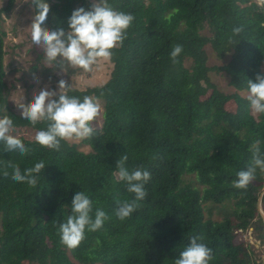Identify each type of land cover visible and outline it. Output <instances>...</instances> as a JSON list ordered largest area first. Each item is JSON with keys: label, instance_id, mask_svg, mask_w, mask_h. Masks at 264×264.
<instances>
[{"label": "trees", "instance_id": "1", "mask_svg": "<svg viewBox=\"0 0 264 264\" xmlns=\"http://www.w3.org/2000/svg\"><path fill=\"white\" fill-rule=\"evenodd\" d=\"M17 1L0 6V118H11L15 129L38 132L46 130L47 122L32 125L8 100L7 32L2 23ZM46 2L50 12L43 26L65 31L72 12L80 7L90 10L93 3ZM107 2L134 16L122 46L112 50L109 79L82 90L69 80L79 69L65 68L70 82L66 94L81 102L85 96L99 101L102 126L80 143L61 141L59 151L24 136L18 138L30 149L27 155L5 151L0 143V264H175L193 236L203 237L200 242L212 249L209 264H248L241 256L245 244L236 243V233H247L253 226L260 230L264 173L257 170L246 190L236 189L233 181L252 161L257 140L264 153V114L255 116L246 98L247 81L264 75V11L255 0ZM33 10L35 15L34 5ZM235 28L241 32L235 34ZM177 44L183 52L174 63L170 53ZM207 47L219 59L230 57L216 70L228 75L233 93L220 91L212 82ZM37 59L31 72L41 69L46 83L57 90L56 73L62 69L46 63L42 54ZM232 100L236 114L226 109ZM125 154L129 171L143 168L151 179L140 207L121 221L115 214L116 197L134 199L126 183L114 175ZM40 161L45 169L37 174L35 186L13 181L11 168L9 176H3L9 162L23 173ZM189 176L200 188L186 182ZM79 191L92 200L93 217L99 208L109 219L101 229L86 232L79 247L68 249L58 228L72 214L71 203ZM205 203L233 210L213 220L206 218Z\"/></svg>", "mask_w": 264, "mask_h": 264}, {"label": "clouds", "instance_id": "2", "mask_svg": "<svg viewBox=\"0 0 264 264\" xmlns=\"http://www.w3.org/2000/svg\"><path fill=\"white\" fill-rule=\"evenodd\" d=\"M35 7V16L30 25L31 40L34 45L43 49L46 62L55 64L63 71L66 67L80 68L91 72L99 60H108L113 56V49L122 46L127 38V30L134 21V16L114 10L107 0H93L90 10L83 7L72 12L68 19V29L63 27L49 30L45 25L50 12L46 0H31ZM256 6L264 11V0H255ZM235 34L241 32L235 28ZM183 52L182 45H174L170 53L174 63ZM247 100L254 113L264 114V75L257 74L255 80L247 81ZM68 83L61 79L57 90L42 88L31 103H16L23 119L32 125L40 121L47 122L46 130L36 133L35 141L45 148L59 151L61 141H73L92 138L94 135L93 121L100 112V104L93 97L85 96L83 101L70 97L65 89ZM13 120L8 116L0 118V143L5 145V151H17L27 155L29 148L20 138L11 134ZM261 141L257 140L251 148L253 158L246 170L237 173L233 181L236 189L246 190L256 177L257 170L264 173V153L260 148ZM128 156L122 155L117 161V171L114 175L119 181H124L127 191L134 194V199L120 200L116 197V216L121 220L128 219L140 207L148 193L145 185L151 179V173L143 168L132 171L126 166ZM7 168L13 169L11 179L26 183L30 186L37 184V174L45 169V163L40 161L34 167L27 168L23 173L18 165L9 162L5 166L3 176L7 178ZM71 215L58 228L61 243L68 249H76L86 237V232L101 229L109 219L106 212L97 208L93 217V202L83 191L73 197ZM201 236H193L190 244L175 259V264H209L213 258L212 249L207 247Z\"/></svg>", "mask_w": 264, "mask_h": 264}, {"label": "rangeland", "instance_id": "3", "mask_svg": "<svg viewBox=\"0 0 264 264\" xmlns=\"http://www.w3.org/2000/svg\"><path fill=\"white\" fill-rule=\"evenodd\" d=\"M93 1V0H92ZM7 0H0V6L5 5ZM17 6L9 15L3 17V29L7 32L5 39V64L7 77L6 82L8 85V100L12 109L20 114V111L16 107V103H31L34 99V95L37 94L42 88H48L53 90L51 85L46 83L45 77H43L41 69L37 71L35 75L31 72V68L36 66L39 61L37 59L38 54L44 55L43 49L37 47L32 43L31 40V28L32 19L35 16L33 5L31 0H18ZM203 33L208 34L207 31ZM209 55L208 66L212 68L210 72V77L213 83H215L218 89L224 93H233L234 88L229 85V77L225 72H218L217 67L223 66L226 64L230 57L227 56L224 59H219L216 57V54L213 52L211 47H207ZM45 56V55H44ZM42 62V61H41ZM46 62V61H45ZM47 63V62H46ZM113 65L108 60H99L96 65L93 66L91 72H85L83 69H79V72L72 79L68 80L66 71H60L56 73V77L61 80H65L68 84L77 87L78 89H86L88 87L100 86L104 84L110 76ZM215 68V69H213ZM264 72V64L262 67ZM56 89H58V83H56ZM210 91L203 99H207L211 95ZM246 95V93L244 94ZM99 102V101H98ZM100 104V112L93 121V127L99 128L103 123V106ZM227 111L232 114L237 112V104L235 100L230 101L226 104ZM254 113V112H253ZM256 116L257 113H254ZM36 131L30 129H12L11 134L14 136H24L29 140H35ZM71 143H80L81 140H73ZM84 151H88V148L80 147ZM186 182H193V185L199 187V184L195 181L193 176L185 179ZM262 193H264V183L262 186ZM264 196V195H263ZM205 214L206 218H211L213 220H222L226 216V212L230 213L233 209L230 206H220L213 205L210 203H205ZM259 212L261 215L262 223L260 225V230L253 228L246 232H237L236 233V243L245 244V249L241 250V256L247 258L248 264H264V208L263 205L259 207ZM259 221V219H258ZM246 241H249L248 243ZM24 264H30L24 262ZM79 264V263H77Z\"/></svg>", "mask_w": 264, "mask_h": 264}, {"label": "water", "instance_id": "4", "mask_svg": "<svg viewBox=\"0 0 264 264\" xmlns=\"http://www.w3.org/2000/svg\"><path fill=\"white\" fill-rule=\"evenodd\" d=\"M263 195H264V193H262V196H261V198L259 200V207L262 206V197H263Z\"/></svg>", "mask_w": 264, "mask_h": 264}, {"label": "built area", "instance_id": "5", "mask_svg": "<svg viewBox=\"0 0 264 264\" xmlns=\"http://www.w3.org/2000/svg\"><path fill=\"white\" fill-rule=\"evenodd\" d=\"M247 242H249V241H247Z\"/></svg>", "mask_w": 264, "mask_h": 264}]
</instances>
